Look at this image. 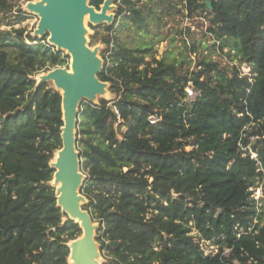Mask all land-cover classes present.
<instances>
[{
  "label": "trees",
  "instance_id": "16d2710c",
  "mask_svg": "<svg viewBox=\"0 0 264 264\" xmlns=\"http://www.w3.org/2000/svg\"><path fill=\"white\" fill-rule=\"evenodd\" d=\"M206 1L123 0L112 25L93 27L105 31L99 79L115 98L81 106L77 147L105 264H264V201L251 190L264 182V0H208L212 10ZM16 7L0 0L4 21L28 20ZM182 10L209 21L211 53L186 40L157 59L149 21ZM128 26L151 39L130 48L119 37ZM25 32L0 29V264H69L82 229L57 206L50 166L62 148V96L35 80L69 56ZM225 50L238 65L214 59ZM190 84L200 91L192 102Z\"/></svg>",
  "mask_w": 264,
  "mask_h": 264
},
{
  "label": "water",
  "instance_id": "95a60500",
  "mask_svg": "<svg viewBox=\"0 0 264 264\" xmlns=\"http://www.w3.org/2000/svg\"><path fill=\"white\" fill-rule=\"evenodd\" d=\"M91 1L42 0L37 4L28 2L26 7L30 13L40 17L34 37L43 39L48 34V44L56 47L57 51H67L71 57L70 69L56 68L43 74L37 87L54 81L55 89L62 96V148L56 152L50 164L55 170L51 184L56 189L57 206L82 229V236L69 245L70 254L73 248L78 264H97L100 251L95 241L96 226L92 216L80 205L85 197L80 192L83 175L76 129L82 103L87 100L96 104L95 100L108 87L99 79L104 61L98 48L92 49L88 44L85 17L89 16L91 25H112L117 10V0H105L99 10L91 6ZM205 3L212 10V3L208 0Z\"/></svg>",
  "mask_w": 264,
  "mask_h": 264
},
{
  "label": "rangeland",
  "instance_id": "374dc122",
  "mask_svg": "<svg viewBox=\"0 0 264 264\" xmlns=\"http://www.w3.org/2000/svg\"><path fill=\"white\" fill-rule=\"evenodd\" d=\"M13 4L17 5V7L13 10L12 14H15L16 10H18V7H21L24 11L29 13V18L27 21H25L22 24H12V19L11 18H6V20H3V15H0V29L2 30H12V29H25V39L27 42H29L28 35L34 37V31L37 29L40 17L35 14V13H30L26 9V4L28 2H34L38 0H32V1H26V0H9ZM150 24V33H152L153 36V41L156 40H161L159 44L156 45L155 47V55L157 59H160L167 51L173 52L174 49L176 48H182L184 41H188L189 43L193 44L194 42H198L199 48V53H202L203 55H209L211 52L207 51V44H213L214 41L212 40V37L207 34L208 32V27H209V21L204 18L203 16H198V17H191L187 11L182 10L181 13L177 14L176 12L172 15L164 19L162 21V25H152L151 21H149ZM107 25V24H103ZM98 25H91L90 22L87 20L86 22V28H87V39H88V44L92 49L98 48L99 50V55L102 58V54L106 48V45L103 43V37L105 36V31L104 28H100L99 30H93V27H97ZM47 36V43L49 36ZM44 36L43 38H45ZM94 37V38H93ZM119 37L123 39V42L128 44L130 48H135V47H141L142 45L145 44V41L148 39H151L147 35L146 30H142L141 32L137 31V29L134 26H128L122 28L121 32L119 33ZM149 41V40H148ZM219 46V45H218ZM56 48V47H55ZM57 50V48H56ZM65 55L69 56L67 54V51H63ZM214 55V59L218 60L219 62L222 63V65H227L229 67L238 65V61L235 60V53L230 52L229 50H225L223 53L218 52ZM103 59V58H102ZM192 60H196L197 57L193 55L191 57ZM104 61V60H103ZM71 66V57L69 56L68 59V66L64 67L67 69H70ZM190 68L191 71L194 70L195 64L192 66H187V69ZM46 74V73H42ZM42 74L36 75L35 80L37 84H39V76ZM51 87L55 88L53 82H47ZM107 92L108 96H100L98 97L94 103L99 104L101 99H106V100H112L115 98V94H113L110 91L111 84L107 83ZM84 103H89L87 100H85ZM76 136H77V129H76ZM77 150L80 155V150L77 147ZM253 156H256L254 154ZM81 160V157H80ZM83 175V184L86 179L85 173L82 172ZM251 190H253V197L257 201L263 200L264 201V182L260 183H255L251 182ZM81 190V189H80ZM88 203V200L86 199L85 203L83 204L84 206ZM94 225L96 226V232H95V241L98 246V250L100 251V244L96 240L97 237V232L99 229V223L95 222ZM193 235H197V232L194 231ZM204 243V242H203ZM205 245V244H204ZM205 250L209 251L210 249H214V247H209L207 245L204 246ZM216 251V250H214ZM100 259V264H105L106 261L108 260L107 257L101 253L98 257Z\"/></svg>",
  "mask_w": 264,
  "mask_h": 264
},
{
  "label": "built area",
  "instance_id": "2783aa9c",
  "mask_svg": "<svg viewBox=\"0 0 264 264\" xmlns=\"http://www.w3.org/2000/svg\"><path fill=\"white\" fill-rule=\"evenodd\" d=\"M117 4L122 5V4H123V0H117ZM117 4H116V5H117ZM123 7H124V6H123ZM117 8H118V5H117ZM124 13H126V11H125ZM120 19H121V17L118 18V25H119V23H120ZM28 43H29V42H28ZM113 49H114V43L112 42V43L110 44V47H109L108 51H107L106 54H105L107 60H109V57L111 56V54H112V50H113ZM238 67H239V70H240V74H241L242 76H248V77L251 78V72H252V69H251L250 65H248V64L245 63V64H242V65H240V66H238ZM186 92H187V95H188V101H189V102L194 101L195 98H196L197 96H200V91H195L191 84H190V86L186 89ZM116 112H117V111H116ZM117 114H118V117L120 118V115H119L118 112H117ZM159 121H160V119H159L158 116H156V115H153V116L150 117V122H151V124H153V125H155V124L158 123ZM254 157H256V156H254ZM209 253H210V251H206V255H208Z\"/></svg>",
  "mask_w": 264,
  "mask_h": 264
},
{
  "label": "bare ground",
  "instance_id": "6f19581e",
  "mask_svg": "<svg viewBox=\"0 0 264 264\" xmlns=\"http://www.w3.org/2000/svg\"><path fill=\"white\" fill-rule=\"evenodd\" d=\"M41 1L42 0H38V1H34L32 3L37 4V3L41 2ZM27 5H28V3L26 4V7H27ZM110 13H111V11L108 12V14H110ZM87 20L89 21V16L88 15L85 17V27H86ZM40 77H43V74L41 76H39V79H40ZM51 82H54V81H51ZM102 96H108L107 88L105 89V91H104ZM53 184L55 185V182H53ZM56 186L58 187L59 185H56ZM85 201H86V198L81 200L80 201V205L82 206L85 203ZM77 221L82 224V222L79 219ZM94 227H95V225H94ZM72 244H73V242L69 243V245H72ZM71 249H72V253L70 254V257H69V264H78V261H77V259L75 257V254L73 253V248H71ZM96 263L100 264V259L99 258L96 260Z\"/></svg>",
  "mask_w": 264,
  "mask_h": 264
}]
</instances>
